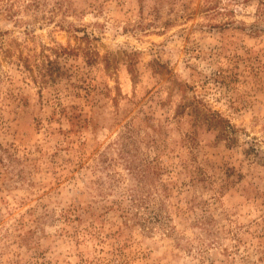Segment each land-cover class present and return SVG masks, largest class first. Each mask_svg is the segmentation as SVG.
<instances>
[{
    "label": "rangeland",
    "instance_id": "obj_1",
    "mask_svg": "<svg viewBox=\"0 0 264 264\" xmlns=\"http://www.w3.org/2000/svg\"><path fill=\"white\" fill-rule=\"evenodd\" d=\"M0 264H264V0H0Z\"/></svg>",
    "mask_w": 264,
    "mask_h": 264
}]
</instances>
